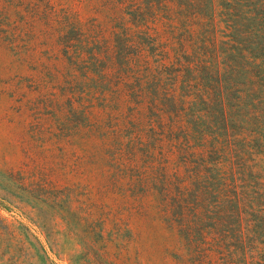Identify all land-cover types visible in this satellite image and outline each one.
Here are the masks:
<instances>
[{"label": "trees", "instance_id": "trees-1", "mask_svg": "<svg viewBox=\"0 0 264 264\" xmlns=\"http://www.w3.org/2000/svg\"><path fill=\"white\" fill-rule=\"evenodd\" d=\"M36 25L58 63L39 84L59 90L114 200L0 169L2 190L50 215L46 244L0 219V264H55L64 232L72 264H124L150 219L173 264H264V0H0V54L27 62Z\"/></svg>", "mask_w": 264, "mask_h": 264}, {"label": "rangeland", "instance_id": "rangeland-1", "mask_svg": "<svg viewBox=\"0 0 264 264\" xmlns=\"http://www.w3.org/2000/svg\"><path fill=\"white\" fill-rule=\"evenodd\" d=\"M39 33L38 25L32 32L26 30V36H35L36 39L33 51L24 53V59L28 60L23 65L14 63L16 61L11 54H0V169L18 171L29 163L33 173H51L54 180L91 194L100 202L112 204L114 197L106 193L111 185L110 174L104 173V161H97L89 142L75 137V117H71L68 110L61 111L63 101L59 97V90L51 89L52 86L44 88L39 84L44 65L48 63L55 74L58 65L40 52ZM51 93L55 95L54 98L48 96ZM101 174H104V179ZM2 178L0 175V198H6L13 205L2 203L0 199V205L6 207L0 206V219L17 233L33 235L46 244L43 220L50 218L48 209L41 204L34 206L30 203L25 208L18 197H12L1 189ZM104 180L106 184H102ZM100 185L105 187L104 193H101ZM118 198L120 203L125 202L123 198ZM125 214L129 215L128 212ZM137 227V239L131 244L126 257L131 261L124 264H173L165 249L169 245L168 240L174 237L151 219ZM56 238L59 239V247L54 248L55 254L49 252L51 262L72 264V255L79 251L77 242L65 232L56 235ZM24 264L42 263L25 261Z\"/></svg>", "mask_w": 264, "mask_h": 264}]
</instances>
